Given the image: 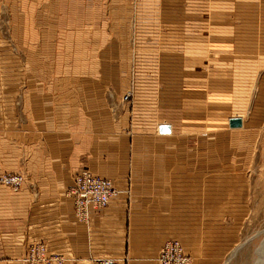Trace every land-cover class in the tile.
Masks as SVG:
<instances>
[{
  "label": "crops",
  "instance_id": "0c3cea01",
  "mask_svg": "<svg viewBox=\"0 0 264 264\" xmlns=\"http://www.w3.org/2000/svg\"><path fill=\"white\" fill-rule=\"evenodd\" d=\"M0 10L10 61L0 175L24 177L18 192L0 185V264H27L34 243L51 264H155L174 239L201 252L193 195L246 166L264 128V0H0ZM84 169L120 192L85 222L69 193Z\"/></svg>",
  "mask_w": 264,
  "mask_h": 264
},
{
  "label": "rangeland",
  "instance_id": "374dc122",
  "mask_svg": "<svg viewBox=\"0 0 264 264\" xmlns=\"http://www.w3.org/2000/svg\"><path fill=\"white\" fill-rule=\"evenodd\" d=\"M4 15L0 10L2 22ZM145 20L155 21L149 17ZM2 56L1 52L0 66L10 65V61ZM20 62L22 65L23 60ZM129 92L128 102L132 96V91ZM13 109L16 113L20 111L18 107ZM248 109L249 106L242 112L244 118L248 115ZM212 111L209 110V113ZM260 136L246 166L241 163L239 167L233 166L230 170H219V177L208 176L205 185L198 190L201 196L193 195V216L201 217L192 219L193 233L197 232L196 237L200 240V243L193 244V248L201 252L191 253L184 249L191 257V264L215 262V257L211 255L216 252L215 238L210 236L212 229L219 232L218 264H264V128H261ZM225 157L231 156L228 154ZM26 254L27 250L21 260H24Z\"/></svg>",
  "mask_w": 264,
  "mask_h": 264
},
{
  "label": "built area",
  "instance_id": "2783aa9c",
  "mask_svg": "<svg viewBox=\"0 0 264 264\" xmlns=\"http://www.w3.org/2000/svg\"><path fill=\"white\" fill-rule=\"evenodd\" d=\"M130 99L128 91L124 97V102ZM0 183L18 192L24 184L21 174H3ZM73 198V212L80 221H88L92 212H100L106 209L111 201L119 195V191L113 183L98 175L92 174L88 170H82L73 178L70 189ZM56 258L47 256L46 246L43 243L31 244L27 249L24 262L27 264H51ZM157 264H191V257L184 251L183 246L177 240L166 241L159 250ZM95 264H113L112 260H96Z\"/></svg>",
  "mask_w": 264,
  "mask_h": 264
},
{
  "label": "water",
  "instance_id": "95a60500",
  "mask_svg": "<svg viewBox=\"0 0 264 264\" xmlns=\"http://www.w3.org/2000/svg\"><path fill=\"white\" fill-rule=\"evenodd\" d=\"M118 126L126 127L128 126V120H120L118 121ZM242 126V121L239 118H234L229 120V127L230 128H240ZM159 133L160 134H168L170 132V128L166 125L159 126Z\"/></svg>",
  "mask_w": 264,
  "mask_h": 264
},
{
  "label": "bare ground",
  "instance_id": "6f19581e",
  "mask_svg": "<svg viewBox=\"0 0 264 264\" xmlns=\"http://www.w3.org/2000/svg\"><path fill=\"white\" fill-rule=\"evenodd\" d=\"M167 241H169V240H167ZM165 242H166V241H165ZM165 242H164V243H165ZM164 243H163V244H164ZM163 244H162V246H163ZM162 246H161V247H162ZM160 249H161V248H160ZM158 253H159V252H158ZM157 256H158V255H157ZM156 259H157V257H156ZM155 264H157V263H156V260H155Z\"/></svg>",
  "mask_w": 264,
  "mask_h": 264
}]
</instances>
